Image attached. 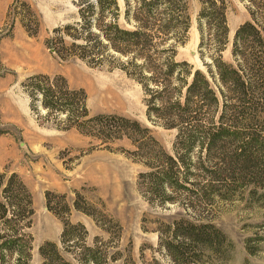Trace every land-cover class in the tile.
<instances>
[{"label": "trees", "instance_id": "1", "mask_svg": "<svg viewBox=\"0 0 264 264\" xmlns=\"http://www.w3.org/2000/svg\"><path fill=\"white\" fill-rule=\"evenodd\" d=\"M241 1L249 18L236 28L231 60L226 61L222 50L228 42L227 2L198 0L203 68L175 59L176 46L191 24L189 0H123L122 8L118 0H75L73 21L56 26L46 39L62 59L76 57L89 65L119 68L138 82L148 119L176 131L171 152L136 119L89 115L85 92L69 89L62 76L38 74L24 82L30 109L39 119L57 120L61 129L75 127L102 144L127 140L129 153L147 169L138 173L143 197L190 212V219L169 225L165 246L171 254L179 252L177 246L197 240L212 244L223 235L196 213L208 199L229 198L237 187H250L249 192L264 201V0ZM21 23L29 34L37 33ZM39 104L46 110L44 116L38 115ZM61 114L65 117L59 121ZM52 196L63 195L46 192L45 197L47 208L62 220L64 250H75L85 264L89 256L77 250L80 243L98 264L97 250L82 245L85 227L70 221V207L63 199L52 205ZM74 207L81 208L76 200ZM33 212L31 193L18 174L0 172V264L14 256L17 264L21 259L27 264L31 235L26 229ZM39 254L43 264H71L53 241L44 242Z\"/></svg>", "mask_w": 264, "mask_h": 264}, {"label": "rangeland", "instance_id": "2", "mask_svg": "<svg viewBox=\"0 0 264 264\" xmlns=\"http://www.w3.org/2000/svg\"><path fill=\"white\" fill-rule=\"evenodd\" d=\"M74 1L0 0V172L17 173L32 196L34 212L26 229L31 235L27 264H43L39 247L46 241L55 242L71 264H84L75 250H64L63 223L47 208L46 192L63 195L61 199L52 196V205L62 199L68 204V217L85 227L82 245L97 250L98 264H264V201L252 195L250 187H237L229 198L208 199L203 210L196 211L225 236L219 233L212 244L197 240L177 246L179 252L171 254L165 246L169 225L190 219V212L172 203L152 204L143 197L138 173L147 169L129 153V142L102 144L75 127L61 129L55 125L57 120L39 119L31 111L26 79L59 75L69 89L85 92L89 115L136 119L150 127L168 152L172 150L176 131L148 119L138 82L119 68L89 65L76 57L62 59L45 44L53 28L73 21L77 12ZM118 2L122 8L123 0ZM226 2L228 42L222 58L230 61L234 32L249 16L241 0ZM198 10V0H189L191 24L185 40L176 46L175 59L203 68L198 53ZM21 20L37 33L29 34ZM39 111L38 115L46 113L40 104ZM64 117L61 114L58 120ZM75 200L80 209L74 207ZM78 232L80 229L76 235ZM80 245L77 250L89 256L85 264H97ZM23 262L21 259L20 264ZM7 264H17L16 256Z\"/></svg>", "mask_w": 264, "mask_h": 264}, {"label": "water", "instance_id": "3", "mask_svg": "<svg viewBox=\"0 0 264 264\" xmlns=\"http://www.w3.org/2000/svg\"><path fill=\"white\" fill-rule=\"evenodd\" d=\"M51 51H52V52H54V50H53V49H52ZM193 52H194V51H192V53H193Z\"/></svg>", "mask_w": 264, "mask_h": 264}]
</instances>
